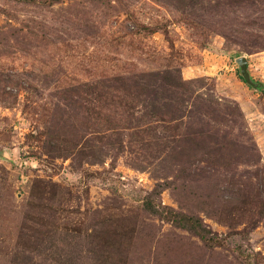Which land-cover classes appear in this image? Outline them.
Returning a JSON list of instances; mask_svg holds the SVG:
<instances>
[{
    "label": "rangeland",
    "instance_id": "1",
    "mask_svg": "<svg viewBox=\"0 0 264 264\" xmlns=\"http://www.w3.org/2000/svg\"><path fill=\"white\" fill-rule=\"evenodd\" d=\"M0 264H264V0H0Z\"/></svg>",
    "mask_w": 264,
    "mask_h": 264
},
{
    "label": "water",
    "instance_id": "2",
    "mask_svg": "<svg viewBox=\"0 0 264 264\" xmlns=\"http://www.w3.org/2000/svg\"><path fill=\"white\" fill-rule=\"evenodd\" d=\"M238 63L241 66L242 74L246 82L250 81L249 73L247 72V60L244 57L238 59Z\"/></svg>",
    "mask_w": 264,
    "mask_h": 264
}]
</instances>
